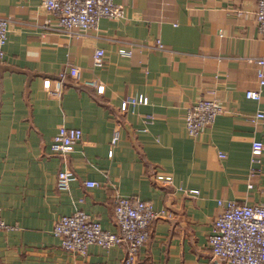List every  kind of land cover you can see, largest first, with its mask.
Here are the masks:
<instances>
[{"label": "crops", "instance_id": "obj_1", "mask_svg": "<svg viewBox=\"0 0 264 264\" xmlns=\"http://www.w3.org/2000/svg\"><path fill=\"white\" fill-rule=\"evenodd\" d=\"M115 1L124 17H103L96 29L72 35L43 0H0V16L10 19L0 59V207L10 227L0 229V264H123L121 245L94 243L80 254L53 233L61 216L79 209L118 230L117 194L167 211L136 264H227L209 241L220 200L264 202V151L252 161L264 127L251 120L264 107L260 0ZM258 88L260 100L247 97ZM130 96L148 103L133 108ZM200 98L219 99L224 111L195 136L185 116ZM61 125L83 130L64 158L52 149ZM63 169L77 174L67 190L57 185Z\"/></svg>", "mask_w": 264, "mask_h": 264}, {"label": "built area", "instance_id": "obj_2", "mask_svg": "<svg viewBox=\"0 0 264 264\" xmlns=\"http://www.w3.org/2000/svg\"><path fill=\"white\" fill-rule=\"evenodd\" d=\"M44 7L51 11L57 18V26L60 30L80 35L90 29H96L103 17L121 18L125 16V8L115 0H43ZM10 19L0 16V59L5 56V45L8 39ZM257 21L261 33L264 35V0L258 3ZM158 48L165 45L159 40ZM121 52L130 54L131 49L123 48ZM105 55L104 49H98L95 53L96 60ZM264 66V58L261 59ZM77 67L71 66L70 74L76 76ZM260 85L264 86V70H260ZM68 73H60V81L63 85L67 82ZM53 95H61L62 89L51 91ZM247 97L260 100L262 89H248ZM127 103L135 108L138 104L148 103L145 96H130ZM224 107L217 98H200L192 103L186 111V127L191 135H199L203 129L211 125L218 115L223 113ZM251 120L260 122L264 127V107L258 109ZM83 138V130L79 127L61 125L52 139V149L61 157H66L75 145ZM119 139V131H116L112 143ZM264 151V141L254 139L252 142V161L257 163ZM111 150V154H112ZM224 157L225 153L220 152ZM254 169L251 172L253 176ZM77 178L73 169H63L58 173V188L67 190L72 181ZM157 178L172 182L171 175L159 173ZM87 186L99 185L98 181L88 180ZM253 184L250 183V186ZM190 193H198L197 189H191ZM221 212L213 223L209 241L213 255L225 261L227 264H264V202L241 203L235 200L219 202ZM167 211L155 209L153 203L136 196L117 194L115 197L114 215L118 230L105 229L101 222L89 215L83 209L72 214L61 216L53 229V233L60 238L61 246L72 252L86 254L91 244H99L105 248L115 245L125 247L126 255L123 264H136L139 250L148 241L153 222ZM10 225L1 216L0 229L9 228Z\"/></svg>", "mask_w": 264, "mask_h": 264}]
</instances>
